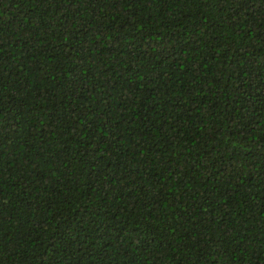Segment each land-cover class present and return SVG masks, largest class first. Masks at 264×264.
<instances>
[{"label":"trees","instance_id":"1","mask_svg":"<svg viewBox=\"0 0 264 264\" xmlns=\"http://www.w3.org/2000/svg\"><path fill=\"white\" fill-rule=\"evenodd\" d=\"M0 264H264V0H0Z\"/></svg>","mask_w":264,"mask_h":264}]
</instances>
